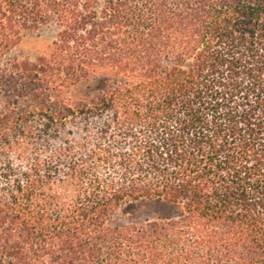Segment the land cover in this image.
I'll return each instance as SVG.
<instances>
[{
    "label": "trees",
    "instance_id": "16d2710c",
    "mask_svg": "<svg viewBox=\"0 0 264 264\" xmlns=\"http://www.w3.org/2000/svg\"><path fill=\"white\" fill-rule=\"evenodd\" d=\"M0 96V264H264V0H0Z\"/></svg>",
    "mask_w": 264,
    "mask_h": 264
},
{
    "label": "rangeland",
    "instance_id": "374dc122",
    "mask_svg": "<svg viewBox=\"0 0 264 264\" xmlns=\"http://www.w3.org/2000/svg\"><path fill=\"white\" fill-rule=\"evenodd\" d=\"M52 38L48 32L35 33L26 38L23 43L14 50L8 58L34 60L49 49ZM3 103L0 96V111ZM175 209L163 201H141L134 203L123 210L121 222H141L147 219L173 215Z\"/></svg>",
    "mask_w": 264,
    "mask_h": 264
}]
</instances>
